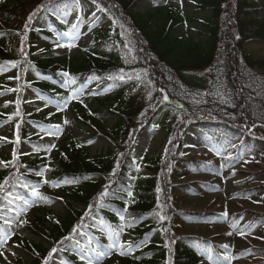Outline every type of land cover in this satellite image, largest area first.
<instances>
[{
  "label": "trees",
  "instance_id": "obj_1",
  "mask_svg": "<svg viewBox=\"0 0 264 264\" xmlns=\"http://www.w3.org/2000/svg\"><path fill=\"white\" fill-rule=\"evenodd\" d=\"M69 1L0 0V16L13 27L0 29V48L6 50L0 51V68L11 67L22 75L18 79L21 93L25 87L35 86L41 92L64 96L55 82L62 83L65 74L74 77L76 87L93 76L101 78L98 89L117 83L114 95L102 97L96 93L95 108H81L83 114L77 118L90 123L92 137L103 136L108 145L93 156L78 139L66 140L52 150L49 141L32 140V132L23 125L28 116L22 113V102L10 103L0 112V121L19 124L21 137L37 143L38 151L29 162L25 155L1 160L9 163L7 167L0 165V183L8 181L0 192V208L12 210L6 204L16 189L20 191L16 200L29 207L26 200L17 197L32 199L31 186L44 183L45 156L50 150L57 164L51 168L49 182L60 187L57 199L68 208L61 218L60 235L52 240L54 247L58 248L61 239H69L73 228L92 230L96 227L89 222L105 223L114 236L121 231L129 234V243L135 249L136 258H123L120 264H200L199 253L206 247H210L214 263L229 264L228 256L220 253L215 243L194 234L178 235L174 226V219L179 217L212 222L225 216L214 211L177 209L171 186L184 168L207 171L219 167L180 155L182 135L189 129L222 132L227 143L249 135L250 147L264 140V59L245 50L252 38L264 40V0H190L191 6L185 11L171 0H153V6L143 13L137 8L140 0H97L92 14L86 16L93 25L98 23L94 51L73 58L35 51L34 43L42 36L58 39L57 32H67L61 12ZM27 12L36 13L35 23L24 33L21 22L27 19ZM43 14L51 26L40 24ZM192 23L196 25L191 27ZM73 24L78 25V18ZM130 71L136 74L119 78V73ZM35 75L41 80H35ZM215 88H222L223 99ZM165 96L181 102L183 108L168 104ZM103 110L113 117L111 125L101 124L95 115ZM155 127L165 129L170 137L166 155H136L140 133ZM238 157L227 161L231 164ZM181 188L193 189L190 184ZM258 189L264 191V186ZM245 213L258 223L264 221L262 212ZM13 214L18 216L15 211ZM47 222H54L53 218L49 216ZM13 224L9 218L0 222V235L2 230L12 232ZM32 231L43 233L36 228ZM95 236L103 251L111 249V242L102 235ZM34 252L40 254L37 259L48 258L49 250L40 245ZM64 253L71 259L69 252Z\"/></svg>",
  "mask_w": 264,
  "mask_h": 264
},
{
  "label": "rangeland",
  "instance_id": "obj_2",
  "mask_svg": "<svg viewBox=\"0 0 264 264\" xmlns=\"http://www.w3.org/2000/svg\"><path fill=\"white\" fill-rule=\"evenodd\" d=\"M184 8L190 6L187 0H180ZM151 6L150 0H143L137 4L138 11L143 13L144 10ZM63 18L68 21L75 19L78 13L82 16L88 15L93 6L89 3L81 1V8L70 4L67 6ZM264 15V7H262ZM43 24L48 23V18L43 17ZM49 25V24H47ZM5 21L0 17V27H6ZM195 26V24H190ZM91 23L81 20L78 29L74 34L63 36L64 45L51 49L49 56L57 54L76 57L82 55L86 51L92 49V28ZM47 38H43L36 42V49L40 51L47 50ZM247 53L255 58L264 59V40L252 39L245 45ZM36 78H41L36 75ZM99 79L94 77L91 81L78 88L73 94L74 81L72 78H65L63 90L68 94L65 99L57 98L46 94L38 93L34 88L27 89L26 93L17 91H9L17 86L15 74L12 70L3 71L0 69V109L4 110L6 105L11 102H22L23 109L27 114H31L33 119H40L43 114L54 115V119L50 123L39 124L33 120L25 122L26 126L33 130L43 139H48L55 148L67 139H78L80 144L85 146L87 152L93 156L105 150L108 141L103 136L92 137L91 133L94 128L90 123L80 122L75 119L76 115H82L81 102L87 108H95V104L89 103L94 95L95 88ZM222 90V88H220ZM117 90V84H109L105 87L101 94H112ZM216 93L223 99L225 94H221V90L215 88ZM200 92V90H197ZM28 97L36 98L32 103L26 100ZM101 124L108 126L114 121L111 114L103 110L102 113H95ZM34 135V134H33ZM18 135L17 129L11 125L9 121L0 123V157H13L18 154H25L27 162L33 160L34 153L37 151V143L32 144L25 140L15 141ZM35 136V135H34ZM224 136L217 133L211 137L201 130H193L190 135L184 138L185 145L182 154L185 157H200L204 160H212L220 164V169L211 168L209 171H201L193 168H187L176 176L173 185L175 193V203L177 208L196 211H219L225 214L226 218L222 221L214 222H198L186 218L174 219L175 229L178 235L196 234L212 242L220 245L219 251L224 253L222 246L231 249L229 254L230 264H258L264 261V222L262 224L249 220L246 215H242L243 210L255 212H264V199L262 198L263 190L259 186L264 185V142H258L253 148L245 146L246 139L243 141L241 148V160L235 165L229 167L224 165V160L233 156L237 152L239 139L233 140L227 147L219 145ZM36 140V139H34ZM168 143V136L165 130L153 128L144 132L139 139L137 152L150 153L151 156L163 154ZM46 178L50 175V170L57 164L52 153L49 152L45 156ZM211 182L216 187H206L204 183ZM183 184H190L196 191L182 189ZM247 189H254L252 192H244ZM40 196L34 195V199L29 201V207L23 206L21 203L14 201L12 206L17 205L18 216L15 218L11 212H5L4 217L13 218V231L5 232L0 236V264H71L68 257L64 255V251L70 252L72 257L79 259V255H84L76 244L69 243L68 240L62 239L57 247H52V240L60 234L61 218L66 215L68 208L64 201L57 199L61 195L59 187L46 186L43 190H37ZM80 208H82L80 206ZM50 213H53L52 215ZM49 216L54 222H47ZM27 221V223H21ZM95 230L81 229L71 235V240H79L85 249L89 248V238L92 239V247L99 249L100 243L95 238V233L105 236L112 241L113 250L104 252L105 255L96 258L95 253H87L85 260L80 262L88 264V259L93 260V264H120L123 258H135L134 249L129 247V236L123 233L113 237L108 226L104 223L92 224ZM40 230L41 234L34 233L32 229ZM32 231V232H31ZM243 232L244 235L240 233ZM36 245H40L45 250L58 249L48 255L43 262L37 259L40 255L34 252ZM123 245L124 255H121V247ZM251 246H256L247 254H239ZM259 247L261 251L259 250ZM210 249H202L200 253V264H214L211 260ZM163 264H166L164 261Z\"/></svg>",
  "mask_w": 264,
  "mask_h": 264
},
{
  "label": "snow or ice",
  "instance_id": "obj_3",
  "mask_svg": "<svg viewBox=\"0 0 264 264\" xmlns=\"http://www.w3.org/2000/svg\"><path fill=\"white\" fill-rule=\"evenodd\" d=\"M92 3H93V4H97V0H92ZM39 7H44V5H40ZM101 10H102V11H106V9H101ZM35 14H36L35 12L31 13V14L29 15V17H28V20H32L33 17L35 16ZM25 27H28V25L26 24ZM72 27L75 28L76 26L73 25ZM71 34H72L71 32L64 33L65 36H68V35H71ZM57 46L59 47L60 45H57ZM11 63H14V62H11ZM65 75H67V74H65ZM17 78H18V77H17ZM122 78H123V77H121V79H122ZM9 91H15V90H14V89H9ZM166 98H167V97H165V99H166ZM0 139H6V138H0ZM18 141H19V137L17 136V142H18ZM8 163H9V162H6V161H0V165H3L4 167H7V166H8ZM37 174L39 175V173H37ZM7 182H8V181H7V179H6L4 183H0V192H2V191L5 190V184H6ZM22 187H28V185H22ZM30 190L32 191L33 195L40 196V193H39L35 188H32V189H30ZM158 191H159V189H158ZM105 194H106V193H101V196H103V195H105ZM128 195L131 196L132 193L129 192ZM17 199H21V197H17ZM24 203L27 204V201H24ZM99 206H102V205H99ZM90 207H91V206H90ZM87 214H88V213H86V215H87ZM225 214H226V213H225ZM121 219H124V217L121 216ZM161 219H166V217L161 216ZM6 223H7V221H6ZM21 223H27V221H21ZM75 231H76V229L74 228V229H73V232H75ZM240 234H241V235H244L243 232H241ZM65 239L67 240L68 237H65ZM75 244H76V246L80 249L81 252H84V253H85L84 255H79V259H80L81 261L85 260V255H86L87 253H95V254H96V258H99V257H102V256L105 255V253H104L103 251H98V249H97L96 247H89V248L85 249V246L82 245V244L80 243L79 240H76V241H75ZM88 244H89V245L92 244V239H91V238H89V240H88ZM112 246H115V245H112ZM130 246H131V245L129 244V247H130ZM120 247H121V252H120V254H121V255H124L125 252L123 251V245H120ZM224 247H227V246H224ZM57 250H58V249L53 248L51 251H52V252H56ZM88 264H93V260H92L91 258L88 259Z\"/></svg>",
  "mask_w": 264,
  "mask_h": 264
}]
</instances>
